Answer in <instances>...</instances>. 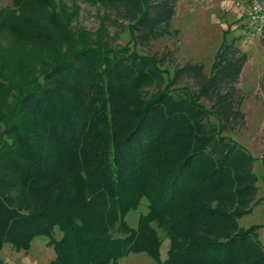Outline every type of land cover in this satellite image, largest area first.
I'll return each instance as SVG.
<instances>
[{
	"label": "trees",
	"instance_id": "16d2710c",
	"mask_svg": "<svg viewBox=\"0 0 264 264\" xmlns=\"http://www.w3.org/2000/svg\"><path fill=\"white\" fill-rule=\"evenodd\" d=\"M89 1L126 21L125 43L69 47L18 91L0 65V248L27 250L44 236L48 264H116L130 253L155 264H264L261 225L238 224L264 201L255 157L228 135L245 124L237 83L247 53L226 31L206 73L150 51L176 34L177 0ZM7 14L0 32L42 36ZM141 199L131 227L125 216Z\"/></svg>",
	"mask_w": 264,
	"mask_h": 264
},
{
	"label": "rangeland",
	"instance_id": "374dc122",
	"mask_svg": "<svg viewBox=\"0 0 264 264\" xmlns=\"http://www.w3.org/2000/svg\"><path fill=\"white\" fill-rule=\"evenodd\" d=\"M235 1L177 0L171 19V27L176 29V34L153 41L150 51L159 53L167 49L177 61L191 59L202 62L205 72L209 73L223 33L229 31L227 37L236 39V44L247 53V61L237 83L245 95L241 105L245 124L228 135L255 157L258 195H264V94L260 89L264 72V35L246 39L248 20L242 6L236 5ZM1 9L7 11L9 20L20 28L38 29L42 34L30 39L19 37L7 28L0 32L2 77L12 91L26 89L31 78L37 76L47 63L53 59H63L69 47L110 46L128 40L126 21L118 12L89 0H50V4L29 0L20 8L12 7L11 0H0ZM144 210L145 200L141 199L138 207L126 214L127 224L133 227L138 213ZM238 224L240 227L260 224L257 233L264 245V201L255 206L252 212L239 218ZM157 232L162 239L159 252L163 259L167 239L162 231L157 229ZM59 233L56 229L53 236L58 238ZM45 240L44 236L33 237L27 250H16L9 243H3L0 264H48L53 252ZM116 264L155 263L145 253H130Z\"/></svg>",
	"mask_w": 264,
	"mask_h": 264
},
{
	"label": "built area",
	"instance_id": "2783aa9c",
	"mask_svg": "<svg viewBox=\"0 0 264 264\" xmlns=\"http://www.w3.org/2000/svg\"><path fill=\"white\" fill-rule=\"evenodd\" d=\"M235 4L242 6L244 16L248 20L245 27V37L252 40L256 35H264V1L263 0H236Z\"/></svg>",
	"mask_w": 264,
	"mask_h": 264
}]
</instances>
